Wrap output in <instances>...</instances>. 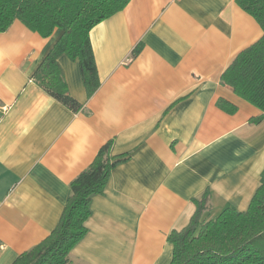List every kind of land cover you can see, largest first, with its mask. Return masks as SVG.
Masks as SVG:
<instances>
[{
    "label": "crops",
    "instance_id": "crops-1",
    "mask_svg": "<svg viewBox=\"0 0 264 264\" xmlns=\"http://www.w3.org/2000/svg\"><path fill=\"white\" fill-rule=\"evenodd\" d=\"M263 34L236 0H131L91 30V97L80 62L60 55L75 111L35 80L61 31L44 37L16 19L0 32V264L52 232L73 180L110 141L130 157L92 198L67 264H171L168 236L207 190L204 220L246 210L264 170V118L252 121L264 111L221 77Z\"/></svg>",
    "mask_w": 264,
    "mask_h": 264
},
{
    "label": "trees",
    "instance_id": "trees-1",
    "mask_svg": "<svg viewBox=\"0 0 264 264\" xmlns=\"http://www.w3.org/2000/svg\"><path fill=\"white\" fill-rule=\"evenodd\" d=\"M131 0H0V32L19 19L44 37L61 31V37L35 72L36 82L54 98L78 111L82 104L68 92L62 54L78 60L88 97L101 81L92 47L91 30L122 11ZM253 15L264 30V0H236ZM222 82L243 99L264 111V34L242 50L222 74ZM218 106L234 113L237 107L224 99ZM264 114L252 118L260 122ZM130 153L113 155L111 141L100 149L91 165L71 184V194L57 226L39 244L23 252L13 264H67L70 253L88 232L95 195L103 194L112 171ZM210 191L193 199L196 211L189 224L173 230L168 240L174 246L171 264H264V170L261 183L246 210L225 208L204 220Z\"/></svg>",
    "mask_w": 264,
    "mask_h": 264
}]
</instances>
